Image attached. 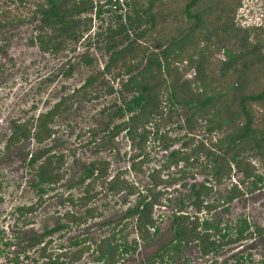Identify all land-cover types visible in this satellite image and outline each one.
<instances>
[{"label": "rangeland", "instance_id": "374dc122", "mask_svg": "<svg viewBox=\"0 0 264 264\" xmlns=\"http://www.w3.org/2000/svg\"><path fill=\"white\" fill-rule=\"evenodd\" d=\"M114 1L116 0H94V5H102L101 14L95 13V8L81 13V19H91L86 21L85 28H81V38L78 41L69 40L65 49L53 52L43 50L38 40L42 22L40 14L33 11L35 3L31 0L22 3L19 0H0V264H49L48 257L44 258L41 254V246L45 242V251L52 255L55 251L56 255L60 253L59 249L62 248L66 255H62L60 259L65 262L72 261L70 258L73 250L81 249V257L72 264H97L95 257L99 252L96 246L112 232L116 233L115 242L124 240L131 249L124 254L117 252L115 263L109 264H148L149 258L172 235L169 213L177 206L178 196L182 197L187 186H178V181L172 185L161 181L156 187L162 194L152 207V216L153 225L158 226L159 230L147 243L140 236V231H137L136 217L125 215L126 207H132L144 197L146 187H150L152 183L150 173L153 168L164 165L158 171L162 177L169 178L176 177L181 170L192 171L193 168L182 160L177 164L170 162L169 165L166 159L170 149L180 147L189 151V147L193 145L185 147L181 144L191 136L194 137V144L202 139L207 148L217 149L210 143L209 136L215 142L222 133L217 131L207 134L201 126L204 118L199 119L193 115L200 127L188 134L190 132H187L184 124L193 109L178 105L172 107L166 92V86L172 77H168L162 87V112L147 117L148 121L143 123L149 131L147 140L139 144V138L134 141L124 131L118 132L116 136H109L111 128L127 117L114 114L118 106L123 107L131 95L121 87V82L127 75L115 79L110 77V80L106 77L104 85L95 82L93 87L87 89L85 96L82 92L75 91L90 75L102 70L110 53L106 49L107 45L112 41L118 42L115 48L126 44L123 35H115L110 39L107 36L98 40L92 38L88 42L89 37H93L98 30L104 31L110 24L116 27L118 13L133 14L134 7L143 11L150 4L148 0H117L121 8H115ZM188 1L190 0H155L152 12L156 25L148 29L145 36L134 44L136 56L127 57L126 60L134 62L140 58L142 49L145 52L155 49V39L161 40L163 47H166L182 37V34L192 31L194 45L187 47L181 60L171 61L170 72L174 76L176 69L178 74L186 72L184 78L193 77L196 69L193 66L188 68L187 55L194 54L193 59L201 58L204 73L218 77V68L227 59L224 50L238 48L240 37L249 33L250 47L256 44L259 51L251 56L255 63L251 71L243 75L245 80L240 85L245 93L263 90L264 0H259L258 3L255 0H200L198 5L191 7L192 15L199 10L203 14L205 28L203 26L198 29L194 28L197 22L195 16L191 20L185 17L183 7ZM232 26L242 29L237 38L232 34L227 35L224 30ZM133 34V30L129 31L128 38L133 39ZM198 51L200 55L197 54ZM171 59L173 53L169 56V60ZM237 67H241L240 62ZM137 70L134 69L133 73ZM240 73V68L236 71L234 68L225 78L212 79L210 87L217 86L228 94L221 102L227 104L232 99L228 88L233 80L240 77ZM109 86L113 87L111 93L107 92ZM190 87L193 88V85ZM62 98H65L63 106L66 108H62L50 124L53 129L50 138L41 143L33 138L20 140L6 148L13 120L24 122L31 116L47 111ZM219 104L220 101L216 107ZM252 111L258 119L256 122L262 126V106L253 103ZM206 116H214V113L208 112ZM140 131L139 126L138 132ZM166 142L171 146L165 149L163 145ZM47 147L53 153H63L64 162L58 170L64 172V176L56 183L45 186V192L39 199L37 187L34 186L38 163L30 165L28 161ZM44 153L38 162L47 152ZM244 154H247L248 163L254 165L256 171H262V162L253 155L252 150H245ZM93 159L107 162L108 170L106 176L93 180L89 186L87 182L92 181L91 178L80 182L79 177L84 172V167ZM203 159L204 154H201L200 160L204 161ZM233 169L231 176L214 183L211 194L205 197V203L212 202L217 206L210 211L203 206L198 215L200 221L201 218H209L220 227L227 225L230 233L228 237H234L235 228L241 224L242 219L248 221L252 228L264 227V187L247 190L246 186L251 178L244 184H238L242 194L230 202L222 203L223 196L232 183L239 182L243 176ZM118 172L133 190L131 194L128 195L123 190L113 194L107 190L109 176ZM205 174L206 172L196 171L191 181L195 179L197 183H203ZM84 192L88 195L96 192L95 198L87 201L86 205L75 206V203L67 200L71 196L75 202ZM163 193H172L170 196L173 198L167 201ZM30 204L34 205V209L27 214L17 210V207ZM187 206L194 215L193 207H189V203ZM87 207L94 211L80 223L75 222L67 213L81 215ZM58 223H66L69 227L56 230L51 237L43 233L45 228ZM251 233L248 237L225 243L218 247L217 252L208 254H202L199 244L193 241L182 246L179 253L163 261H155V264H233L241 256L247 258L244 259L246 264H264V231ZM38 236L41 237L39 243L36 241ZM84 236L86 240L83 242L81 239ZM75 239H79L80 244L73 245L71 241ZM86 246L89 248L86 249ZM237 263L241 264L239 261Z\"/></svg>", "mask_w": 264, "mask_h": 264}, {"label": "trees", "instance_id": "16d2710c", "mask_svg": "<svg viewBox=\"0 0 264 264\" xmlns=\"http://www.w3.org/2000/svg\"><path fill=\"white\" fill-rule=\"evenodd\" d=\"M27 0H19V2H24ZM36 4L34 12H38L41 16V32L38 35V40L41 43L43 50L58 52L65 49L67 42L69 40L78 41L82 36L81 28L86 27V21H90V17L81 19L80 14L87 12L89 10H95L98 15L102 12V5H94V0H31ZM150 2L146 10L141 11L139 8H133V14H117L116 27L111 24L108 25L104 31L98 30L94 33L93 37L90 36L88 39L98 40L100 37L107 36V38H112L115 35H123L122 38L126 40V44L119 48L116 41H112L111 44L106 46V49L110 52L107 62L101 71L95 75H90L85 82L78 87L75 91L82 92L85 96L87 89L93 87L95 82H99L104 85V83L113 79L120 78L122 75H127L125 80H122L121 87L125 91L131 93L129 99L125 101L124 106H118L117 110L114 112L117 116H126V119L120 123L115 124L109 131V136H115L118 132L124 131L127 136H130L132 140L135 141L139 138V142L143 143L147 140V133L149 132L144 126V122H147V117L153 113L162 112L161 102L163 84H166L167 78H171L166 86V92L169 97V102L172 107L174 106H186L187 108L193 109L191 115L187 116L185 119L184 126L187 128L188 134H192L194 130L199 128L197 124V118L203 119L204 123L202 128L207 134H212L213 132L221 131L222 135L215 139V142L211 140L210 143L213 144L217 149H209L206 147L205 142L200 139L194 144V137H189L188 141H184L182 145L189 147L184 150H173L169 155V163H177L180 160L185 161L186 165L192 166L198 172H206V174L215 179L216 181H221L225 177H230L233 171L242 172L243 176L239 179V182L232 183L229 187L227 194L223 196V202H230L235 197L239 196L243 192L238 187L239 183H246L248 180L250 183L246 186L247 190L252 191L253 189H260L264 187V124L260 126L256 120L257 117L252 111L253 103H258L262 106L264 110V89L255 93H245L243 92V87L240 85L245 77L243 75L251 71V67L255 63L252 59V55L259 51V46L254 44L250 47L249 33H245L240 37L238 43V48H226L225 54L227 59L221 62L218 68V77L211 74H206L202 71L201 58L193 59L194 54L187 55L189 67L193 66L196 71L193 77L184 78V74H178L175 69V74L170 72L171 61L181 60L182 53L194 45L193 32H186L182 34L183 36L176 40L174 43H169L166 47H163L161 40H154V48L149 52H143L139 59L134 62L127 61V57H135L134 44L138 42L141 38L145 36V33L150 28H154L156 25L155 15L152 12V4L155 0H148ZM113 3L115 8H121L119 2L116 0ZM200 0H190L186 2L183 7L185 11V17L191 20L193 16L196 17L197 22L194 28H203L202 22V11L194 12L192 15L191 7L198 5ZM148 25V27H146ZM258 27V26H257ZM205 28V26H204ZM134 31V38H128V32ZM226 34H232L234 38H237L242 31L241 27H229L224 29ZM247 31V30H246ZM173 37V36H172ZM128 39V40H127ZM225 39V38H224ZM226 41V39H225ZM224 46V45H223ZM157 48H161L160 50ZM242 49V50H241ZM173 53V59L169 60L170 54ZM200 55V52H197ZM202 55V54H201ZM137 58V57H136ZM175 58V59H174ZM257 60V59H256ZM258 60H260L258 58ZM145 61V62H144ZM241 63V67H237L238 63ZM235 68V71L240 68V77L237 80H233L231 86L228 88L232 99L230 98L229 103H223L221 100L225 98L228 94L225 93L222 88L217 86L210 87L212 79L221 80L228 76V72ZM134 69H138L136 73H133ZM184 70H187L184 68ZM183 70V71H184ZM70 73V71H66ZM106 84V83H105ZM193 85V88L190 87ZM113 87L109 86L107 92L111 93ZM65 98L57 101L51 108L43 113H39L37 116H31L30 119H26L24 122H18L13 120L11 125V133L9 134L6 148L11 147L13 144L20 140H26L33 138L36 142L41 143L46 139L50 138L53 134V129L50 126L54 117L59 114L63 106ZM220 101L219 107H216ZM161 107V109H160ZM171 109V108H170ZM208 112H213L214 116L207 117ZM196 116L197 118L193 117ZM196 122V123H194ZM139 126L141 131L138 132ZM111 134V135H110ZM192 139V140H191ZM167 143V142H166ZM103 145L105 143H102ZM135 144V143H134ZM165 144V143H164ZM166 146V145H165ZM48 150V151H47ZM245 150H252L253 155H256L262 162V171H256L254 165L248 163L247 154H244ZM41 161L38 159L41 155L45 154ZM243 152V153H242ZM204 154V161L200 160V155ZM30 165L38 163L35 168L36 181L34 186L37 187L39 193V199L42 198V194L45 192V186L54 184L64 176V172L58 169L64 162L63 153H53L50 151V147L39 151L34 156L30 157L28 161ZM97 161H92L89 167H85L86 172L79 177V181L84 180L85 176H92L95 169L99 170V173L94 178L103 176L107 172V162L101 163V167L97 165ZM233 164V165H232ZM191 174L192 171L181 170V175L177 177L178 179L185 176V174ZM152 179V185L150 188H146L150 192V199L147 200L146 196L139 199L137 205L127 210L128 215H137V228L140 231V236L146 238L147 236V225L148 223L153 224L154 220L151 216L152 207L156 201L160 198V191H156V186L164 181L160 177L158 170H154L150 173ZM168 182V180L166 181ZM108 188L118 193L122 190L131 194L133 190L127 184L124 178L119 175L115 177L112 181L108 182ZM212 187L207 184L200 183L198 186L191 185L190 192V203L194 204L197 210H200L205 206L208 210L217 206L212 202L205 203V197L207 196ZM90 196H86V198ZM67 200L74 202L71 197H67ZM85 197L78 198V205H82ZM184 206V202L180 201V207ZM34 209V205H26L17 207L18 211L27 214ZM93 208H87L84 214L76 215L69 214L73 217L75 222L80 223L85 216L92 214ZM66 213V215H67ZM68 217V216H67ZM69 218V217H68ZM174 231L176 233V242L174 244H169V252L176 251L179 249V245L184 242L196 241L199 244V249L202 254H208L209 252H217L218 247L223 246L225 243L234 242L240 238L245 237V231L262 233L264 227L255 226L251 227L248 221L245 219L241 220V224L235 228L234 237H228L226 229L227 225L220 227L219 224H214L209 218H203L201 221L198 217L191 218L189 214L176 215L174 214ZM68 224H59L58 227L45 228L43 233L50 235L53 231L62 230L64 226ZM254 230V231H253ZM224 231V232H223ZM39 237V236H38ZM218 237V238H217ZM115 233L108 237H103L101 241L96 246L98 256L95 257L96 261H101L103 264L115 263V256L118 253H125L130 250V247L122 243L114 242ZM40 241L41 237L36 239ZM39 241L37 243H39ZM49 242V240H48ZM73 245L80 244L79 239L71 241ZM47 248V242L41 246L42 257H48L49 264H72V262L78 260L83 251L81 249H75L71 252L72 258L71 262H65L60 259L62 255H66L65 251H61L56 255L55 258L52 257L51 253H47L45 250ZM85 248V247H84ZM89 246H86V249ZM166 247H163V252ZM157 254L159 256L157 261H163L164 253ZM155 259L151 260L149 264H155ZM64 261V262H63ZM238 262V261H237ZM233 264H238V263ZM100 263V264H101Z\"/></svg>", "mask_w": 264, "mask_h": 264}, {"label": "flooded vegetation", "instance_id": "af4514ba", "mask_svg": "<svg viewBox=\"0 0 264 264\" xmlns=\"http://www.w3.org/2000/svg\"><path fill=\"white\" fill-rule=\"evenodd\" d=\"M116 136V135H115ZM101 140V139H100ZM166 145V146H165ZM182 145V144H181ZM171 145H170V143H165L164 145H163V147L166 149V148H169ZM179 150L181 149L180 147L178 148ZM173 150H177V149H170V152L168 153V155H167V158L168 159H166V161L168 162V164H169V155H170V153H171V151H173ZM181 150H183V148L181 149ZM92 161H97L98 163H97V165L100 167V162L101 163H103L104 161H99V160H97V159H93ZM91 161V162H92ZM183 161V160H182ZM90 162V163H91ZM90 163L86 166V167H89V165H90ZM165 164V163H164ZM171 164H177V163H175V162H171ZM166 165V164H165ZM170 165V164H169ZM164 165H159V167H155V168H153L152 169V172L154 171V170H158L159 168H162ZM190 168H193L192 169V172H193V176L196 174V169L194 168V167H192V166H190ZM107 170H108V164H107ZM160 170V169H159ZM151 172V173H152ZM84 173H87L86 172V169H85V167H84V172L82 173V175L84 174ZM98 173H99V170L98 169H95L94 170V172H93V174H92V176H85L84 177V180H82L81 182H83V181H85V180H89V178H91L92 179V181H88L87 182V184L90 186V184H92V182H93V180H95V176H97L98 175ZM241 174H242V172H240ZM107 175V172H106V174L105 175H103V176H100V177H104V176H106ZM117 175H119V172L118 173H116V174H114V175H110L109 176V178H108V181L106 182V188H107V190L109 191V192H111V193H113V194H117V193H115V192H113V191H111L109 188H108V182L109 181H112L113 179H115V177L117 176ZM181 175V171H180V173L176 176V177H171V178H169L168 176H166V177H162L161 175H160V177L162 178V179H164V181L166 182L167 180H168V182H166V184H168L169 183V185H172V184H174V182L175 181H178L177 182V185L178 186H183V187H186L185 188V190H186V192L184 193V194H182V197L181 196H178L179 197V202L177 203V206L174 208V209H171L170 210V213H169V219H170V229L172 230V235L170 234L169 235V237H168V239H166V241L161 245V247L158 249V250H156L155 252H154V254L151 256V258H149V260H148V264H149V262L153 259H158L159 258V256L157 255V254H159V253H162L163 252V247H166V249H165V251L163 252L164 253V255H163V258H164V260L166 259V258H170V257H172V255H174L175 253H179V251H181V249H182V246H185V244H189V243H191V242H188V243H184V242H182L180 245H179V249L177 250V252L176 251H168L169 250V244H174L175 242H176V233H175V231H174V222H173V220H174V214H176V215H182V214H189V215H191V218H193V217H198V220L200 221V217L198 216L199 215V213L203 210V208H201L200 210H197L196 208H195V206H194V204H191L190 203V197H191V192H190V188H191V185H196V186H198L200 183H197V181L195 180V179H193L194 181H191V178H193V176L189 173V174H185V176H183V177H181V178H177V177H179ZM206 175V178H205V181L203 182V184H207L208 186H210V187H212L211 189L213 190V188H214V186H215V184L214 183H216V182H218V181H216L215 179H212L211 177H209L207 174H205ZM120 177H121V175H119ZM100 177H98V178H100ZM121 178H123V177H121ZM97 179V178H96ZM126 180V179H125ZM127 181V180H126ZM151 181H152V179H151ZM236 183V182H235ZM160 184V183H159ZM158 184V185H159ZM151 185H152V183H151ZM157 185V186H158ZM156 186V187H157ZM151 187V186H150ZM150 187H148V188H150ZM147 188V187H146ZM166 188V187H165ZM87 190V189H86ZM87 191H89V190H87ZM124 191V190H123ZM156 191H158V190H156ZM211 192L212 191H210V193H208L207 194V196L208 195H210L211 194ZM119 193V192H118ZM91 194V195H90ZM89 195H88V193H85L84 192V194L83 195H81L80 197H85V200L82 202V203H84V204H82V205H86L87 204V201H89L90 199H94L95 198V195H96V192H92V193H90ZM162 194V193H161ZM164 195H165V193H163ZM129 195V194H128ZM150 192H149V190H145V195H144V197L146 196V198H147V200L148 199H150ZM170 195H172V193H169V194H166L165 195V200H167V201H170L171 199L170 198H173V197H171ZM86 196H90L91 198H89V197H87L86 198ZM69 197H71V196H69ZM72 198V197H71ZM186 198V199H185ZM73 199V198H72ZM142 199V198H141ZM74 200V199H73ZM137 200V199H136ZM68 201H70V200H68ZM180 201H183L184 202V206L182 207V208H179L180 207ZM71 202V201H70ZM78 198H77V200L75 201V202H72V203H75V206L76 205H78ZM138 202V201H137ZM137 202L135 203V205H137ZM189 203V207H193V209H194V215H192L190 212H189V210H188V206H187V204ZM135 205H133L132 207H134ZM78 206H80V205H78ZM132 207H126V209H125V215H127V216H134V217H136V219H137V215L138 214H133V215H128L127 214V210L128 209H130V208H132ZM87 208H91V207H87ZM87 208H85V211H86V209ZM208 210V209H207ZM84 211V212H85ZM93 211H94V209H93ZM208 211H210V210H208ZM96 213V212H95ZM151 216H152V213H151ZM86 218L88 217L89 218V215L88 216H85ZM152 218H153V216H152ZM153 220H154V218H153ZM201 220H202V218H201ZM59 224H63V223H58V224H56V225H54L53 227H50V228H54V227H58L59 226ZM147 225V228H148V231H147V236H146V243L147 242H149L150 240H151V238L153 237V236H155L157 233H158V230H159V228H158V226H155V225H153V224H150V223H148V224H146ZM71 226V225H70ZM69 227V225H67V226H64L63 228H62V230L63 229H67ZM136 228H137V226H136ZM61 230V229H60ZM58 231V230H57ZM137 231H138V228H137ZM226 231V233H228V234H230L229 233V230L228 229H226L225 230ZM55 231H53L50 235H48V236H52V234L54 233ZM224 232V231H223ZM114 232H112V234H113ZM138 233H139V231H138ZM249 231L247 230V231H245V233H244V235L245 236H249ZM109 236V235H108ZM83 242L86 240V236H84L83 237V239H81ZM101 241V240H100ZM116 241V233H115V238H114V242ZM122 242H125V244L126 245H128L127 243H126V241H121V242H116V243H122ZM129 246V245H128ZM130 247V246H129ZM131 249V248H130ZM62 251V248L61 249H59V252H61ZM130 251V250H129ZM128 252V251H127ZM126 253V252H125ZM58 254V253H57ZM121 254H124V253H121ZM98 256V255H97ZM96 256V257H97ZM52 257L53 258H55L56 257V251H55V253H54V255H52ZM47 258V257H46ZM246 258V257H245ZM244 256H241L240 258H238L237 259V261H239L241 264H246V262L244 261ZM247 259V258H246ZM47 260H49L48 258H47ZM236 261V262H237ZM101 261H97V264H99ZM156 262H157V260H156ZM235 262V263H236Z\"/></svg>", "mask_w": 264, "mask_h": 264}, {"label": "clouds", "instance_id": "9594fccd", "mask_svg": "<svg viewBox=\"0 0 264 264\" xmlns=\"http://www.w3.org/2000/svg\"><path fill=\"white\" fill-rule=\"evenodd\" d=\"M254 2L258 3V2H259V0H255Z\"/></svg>", "mask_w": 264, "mask_h": 264}]
</instances>
